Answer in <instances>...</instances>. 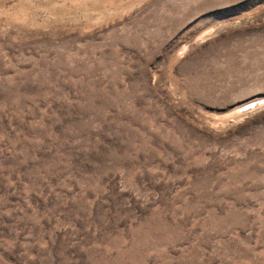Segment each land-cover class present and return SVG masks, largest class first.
<instances>
[{"label": "rangeland", "instance_id": "rangeland-1", "mask_svg": "<svg viewBox=\"0 0 264 264\" xmlns=\"http://www.w3.org/2000/svg\"><path fill=\"white\" fill-rule=\"evenodd\" d=\"M0 264H264V0H0Z\"/></svg>", "mask_w": 264, "mask_h": 264}, {"label": "water", "instance_id": "water-1", "mask_svg": "<svg viewBox=\"0 0 264 264\" xmlns=\"http://www.w3.org/2000/svg\"><path fill=\"white\" fill-rule=\"evenodd\" d=\"M256 104L257 103H250V104L247 105V107L244 110L251 109V108L255 107Z\"/></svg>", "mask_w": 264, "mask_h": 264}, {"label": "bare ground", "instance_id": "bare-ground-1", "mask_svg": "<svg viewBox=\"0 0 264 264\" xmlns=\"http://www.w3.org/2000/svg\"><path fill=\"white\" fill-rule=\"evenodd\" d=\"M250 103H251V102H250ZM250 103H249V104H250ZM247 105H248V104H247ZM247 105L243 108V110L247 107Z\"/></svg>", "mask_w": 264, "mask_h": 264}]
</instances>
